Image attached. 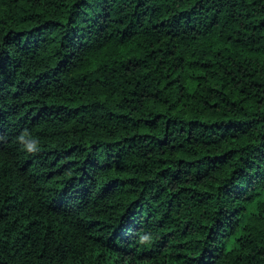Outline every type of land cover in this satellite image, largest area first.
<instances>
[{
    "label": "trees",
    "instance_id": "16d2710c",
    "mask_svg": "<svg viewBox=\"0 0 264 264\" xmlns=\"http://www.w3.org/2000/svg\"><path fill=\"white\" fill-rule=\"evenodd\" d=\"M0 264H264V0H0Z\"/></svg>",
    "mask_w": 264,
    "mask_h": 264
},
{
    "label": "clouds",
    "instance_id": "9594fccd",
    "mask_svg": "<svg viewBox=\"0 0 264 264\" xmlns=\"http://www.w3.org/2000/svg\"><path fill=\"white\" fill-rule=\"evenodd\" d=\"M27 147H28L29 151H32V150L35 149V145L34 144H29V145H27Z\"/></svg>",
    "mask_w": 264,
    "mask_h": 264
}]
</instances>
